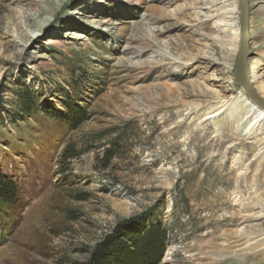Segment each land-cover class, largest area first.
Returning a JSON list of instances; mask_svg holds the SVG:
<instances>
[{
	"label": "rangeland",
	"instance_id": "obj_1",
	"mask_svg": "<svg viewBox=\"0 0 264 264\" xmlns=\"http://www.w3.org/2000/svg\"><path fill=\"white\" fill-rule=\"evenodd\" d=\"M233 1L0 0L17 197H0V264L123 255L149 224L140 264H264V116L234 79ZM247 2L264 99V0Z\"/></svg>",
	"mask_w": 264,
	"mask_h": 264
},
{
	"label": "trees",
	"instance_id": "obj_2",
	"mask_svg": "<svg viewBox=\"0 0 264 264\" xmlns=\"http://www.w3.org/2000/svg\"><path fill=\"white\" fill-rule=\"evenodd\" d=\"M0 197H2V199L6 202H13L17 199L14 185L9 183L6 179H3L1 176ZM158 228V225L149 224L144 229L130 234V240L134 239V241H132V251L130 253L127 251L123 255L118 254L117 256L116 252H111L112 249L109 246L105 253L104 251H97L94 253L93 259L83 262L82 264H92L93 262V264H140L139 261H137L138 259H142L144 257L146 259L151 252L158 249L161 239V230Z\"/></svg>",
	"mask_w": 264,
	"mask_h": 264
},
{
	"label": "water",
	"instance_id": "obj_3",
	"mask_svg": "<svg viewBox=\"0 0 264 264\" xmlns=\"http://www.w3.org/2000/svg\"><path fill=\"white\" fill-rule=\"evenodd\" d=\"M248 9L247 0H239L240 42L234 69V79L243 87L250 100L260 108L264 109V99L258 94L247 74V59L251 53L249 47Z\"/></svg>",
	"mask_w": 264,
	"mask_h": 264
},
{
	"label": "bare ground",
	"instance_id": "obj_4",
	"mask_svg": "<svg viewBox=\"0 0 264 264\" xmlns=\"http://www.w3.org/2000/svg\"><path fill=\"white\" fill-rule=\"evenodd\" d=\"M231 6H232V11H228V13H231L233 16H232V18L234 19V23H233V25H234V31H233V38H239V32H240V28H239V24H238V19H239V10H238V0H234L233 1V4H231ZM249 7V6H248ZM250 14H251V10H250V8L248 9V15H249V18H250ZM223 17L225 18V15H223ZM233 21V20H232ZM249 24V23H248ZM233 47H234V49H232V51H230V54H232V55H234V53L235 52H233V51H235V48L237 47V45H233ZM253 72V67H251V69H249V67H248V72H247V74H248V77H249V80L251 79V76H252V73ZM254 104H252V107H254L253 106ZM255 111H257V112H259L257 115H256V117H254L253 118V120L255 119V118H257L258 116H264V109L262 110V108H260L259 106L258 107H255ZM254 111V112H255ZM212 114H214L213 112L211 113V114H209V115H207L208 117H211L212 116ZM253 120H251V122H250V124H253L252 123V121Z\"/></svg>",
	"mask_w": 264,
	"mask_h": 264
}]
</instances>
